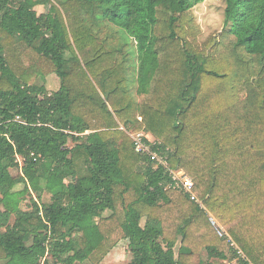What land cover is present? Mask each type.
<instances>
[{"label": "trees", "instance_id": "16d2710c", "mask_svg": "<svg viewBox=\"0 0 264 264\" xmlns=\"http://www.w3.org/2000/svg\"><path fill=\"white\" fill-rule=\"evenodd\" d=\"M203 1L0 0V193L36 194L0 209V264H264V0L200 43Z\"/></svg>", "mask_w": 264, "mask_h": 264}, {"label": "rangeland", "instance_id": "374dc122", "mask_svg": "<svg viewBox=\"0 0 264 264\" xmlns=\"http://www.w3.org/2000/svg\"><path fill=\"white\" fill-rule=\"evenodd\" d=\"M225 7L226 3L224 0H205L197 4L192 10L193 14L196 18V22L200 27V35L199 42L203 43L210 38L217 37L218 39L221 32H223L225 28ZM38 13L45 12L48 7L43 5H37L35 7ZM1 36V33H0ZM27 60L24 61L26 64ZM39 84H44L49 91L57 90L60 87V78L54 72L45 73L43 78L38 79ZM246 98V97H245ZM152 140L155 141V138L151 136ZM20 167L23 164V159L19 157ZM19 168L12 169V172L16 174ZM72 178H68L67 181H71ZM33 196L36 194L32 191V189H27L26 185L19 184L17 185L13 191L4 196L0 193V209H7L13 214V219L16 217V213L18 211L30 210L32 208L31 201V193ZM42 200L44 202L51 201V195L48 193L43 194ZM108 214V213H106ZM178 245L176 246V252H178ZM131 245L127 240H119L118 243L109 251V253L104 257L101 264H128L132 259L131 254ZM53 263V261L50 259ZM82 264V263H78ZM83 264H92L88 261ZM225 264H231L226 262ZM236 264V263H232Z\"/></svg>", "mask_w": 264, "mask_h": 264}, {"label": "built area", "instance_id": "2783aa9c", "mask_svg": "<svg viewBox=\"0 0 264 264\" xmlns=\"http://www.w3.org/2000/svg\"><path fill=\"white\" fill-rule=\"evenodd\" d=\"M130 135L133 137L135 141L136 150L138 152H142V153L148 152L150 153L151 158L153 160L166 165V161L164 157L158 155L157 153L152 152L149 146L146 144L144 139H149L150 141H152L151 135L149 133L138 132V133H130ZM172 174H173V179L175 180L176 186L181 188L185 192L189 193L192 199H194L197 202H200L197 196L195 195V193L193 192V188H194L193 179L189 175L179 170H172ZM211 221L218 228L219 233L223 235L225 232L223 228H221L220 224L215 220V218L212 217Z\"/></svg>", "mask_w": 264, "mask_h": 264}, {"label": "crops", "instance_id": "0c3cea01", "mask_svg": "<svg viewBox=\"0 0 264 264\" xmlns=\"http://www.w3.org/2000/svg\"><path fill=\"white\" fill-rule=\"evenodd\" d=\"M179 171L184 172L185 174H187L186 171L183 170V169H179ZM187 175H188V174H187Z\"/></svg>", "mask_w": 264, "mask_h": 264}]
</instances>
